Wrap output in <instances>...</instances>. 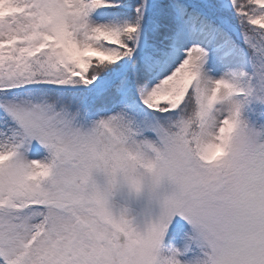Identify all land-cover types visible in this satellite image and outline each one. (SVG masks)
Masks as SVG:
<instances>
[{"label":"snow or ice","instance_id":"obj_1","mask_svg":"<svg viewBox=\"0 0 264 264\" xmlns=\"http://www.w3.org/2000/svg\"><path fill=\"white\" fill-rule=\"evenodd\" d=\"M0 264H264V0H0Z\"/></svg>","mask_w":264,"mask_h":264}]
</instances>
